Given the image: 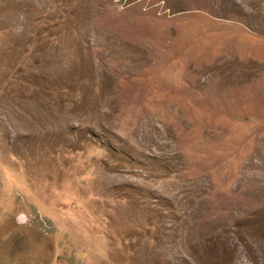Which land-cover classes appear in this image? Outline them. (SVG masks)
<instances>
[{"label": "rangeland", "instance_id": "374dc122", "mask_svg": "<svg viewBox=\"0 0 264 264\" xmlns=\"http://www.w3.org/2000/svg\"><path fill=\"white\" fill-rule=\"evenodd\" d=\"M231 23L264 37V0H0V264H264Z\"/></svg>", "mask_w": 264, "mask_h": 264}, {"label": "crops", "instance_id": "0c3cea01", "mask_svg": "<svg viewBox=\"0 0 264 264\" xmlns=\"http://www.w3.org/2000/svg\"><path fill=\"white\" fill-rule=\"evenodd\" d=\"M231 24L237 28L240 37L236 34V37L229 41L232 45V52L229 56L245 60L255 59L264 63V37L254 35L245 27L239 26V24Z\"/></svg>", "mask_w": 264, "mask_h": 264}]
</instances>
